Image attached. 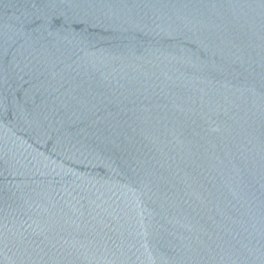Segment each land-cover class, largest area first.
<instances>
[{
    "label": "water",
    "instance_id": "water-1",
    "mask_svg": "<svg viewBox=\"0 0 264 264\" xmlns=\"http://www.w3.org/2000/svg\"><path fill=\"white\" fill-rule=\"evenodd\" d=\"M0 264H264V0H0Z\"/></svg>",
    "mask_w": 264,
    "mask_h": 264
}]
</instances>
